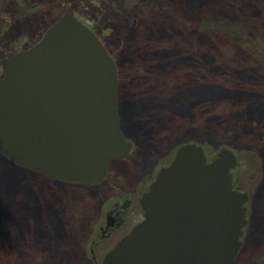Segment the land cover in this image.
Returning <instances> with one entry per match:
<instances>
[{"label":"water","instance_id":"95a60500","mask_svg":"<svg viewBox=\"0 0 264 264\" xmlns=\"http://www.w3.org/2000/svg\"><path fill=\"white\" fill-rule=\"evenodd\" d=\"M0 155L64 182L97 184L133 142L120 128L118 72L99 36L67 7L43 37L2 62ZM238 156L183 143L140 202L144 219L102 264H235L250 192L233 188Z\"/></svg>","mask_w":264,"mask_h":264},{"label":"rangeland","instance_id":"374dc122","mask_svg":"<svg viewBox=\"0 0 264 264\" xmlns=\"http://www.w3.org/2000/svg\"><path fill=\"white\" fill-rule=\"evenodd\" d=\"M104 1L111 3L116 10L124 9L122 15L112 18L114 13L104 12L101 0H51V2L46 0L45 5L39 6L35 4L40 3L39 0H5L0 7V12H3L0 15V45L16 43L15 47L21 44L18 42L22 38L17 41V38L12 36L18 33L16 30L19 24L29 28V33L22 32L18 35L25 36L28 41L31 34L36 35L43 26L47 28L50 23L59 19L65 6L81 21L96 27L97 34L108 47L118 68L120 128L124 136L133 141L135 149L126 159L131 161V165L123 162L124 164L119 166L117 162H112L108 181L89 185V188L54 181L37 172L23 170L15 164H11V172L6 174L5 167L2 166L0 187L3 190H0V209L3 213H0V222L5 230L2 229V232L0 230V238L2 233L5 238L9 233L10 241L5 247L3 246L5 242L0 240V260L4 264H10L9 259H17L18 264H93L87 241L94 225L101 218V208L111 206L116 200L112 193L116 182L126 186L135 184L143 173H151L153 165H156V173L159 169L157 163L162 164L166 161V158L183 143L194 141L202 144L206 148V153L212 157L219 148L226 146V142L232 141L230 137L238 136L240 140L233 142L236 145L235 151L246 168L242 174L249 172L256 176L257 181L251 190L252 199L248 205L250 220L245 229L241 254L246 255L254 251L252 257L256 255V261L253 264H264V155L257 152L248 141H244L245 135L237 132L236 127L231 128V132L234 133L227 132L230 137L219 135V126L232 125L229 121H234L233 117L236 114L229 109H223L222 100H226L224 96L220 97L219 108L210 112L212 115L203 116L198 109L202 101H198L196 96L198 86L195 79L198 77L201 63L199 57L197 61L193 59H196V54L199 56L203 46H206L205 31L196 36L195 28L187 32L184 27L183 32L182 23L187 22L182 17H187L186 9L182 10L177 6L176 11L169 7L179 0H138L137 4L129 2L128 7L123 0ZM239 1L242 2L239 6L250 8L246 4L251 0H247L249 2L237 0L236 3ZM138 5L140 6L137 7ZM210 5L212 7L209 12L204 13L210 15L212 20L223 18L231 20L230 12L235 18L239 20L242 18L240 12L231 10L232 6L230 10L228 8L226 10L223 4ZM29 6L31 9L34 6L38 7L28 11ZM19 12L22 14L30 12L34 16L31 23L29 22L30 27L27 26L24 16H19ZM7 17L10 22L4 25ZM20 19L21 23L18 22ZM11 21L14 22L13 26L10 25ZM169 24H174L176 32L174 39H171L170 31L165 30ZM189 33H192L190 39ZM167 41L170 43L165 45ZM188 59L190 61H186ZM190 62L192 64L189 65ZM187 69L190 73L186 71ZM204 88L205 85L201 89ZM202 90L199 89V92ZM231 108H234L233 103ZM254 120L255 118L249 117L246 128H249L250 134H255V127L252 125ZM203 128L204 131L208 128L212 131L202 134L200 129ZM214 131L218 132L219 136L209 134ZM133 163L135 167L139 165L136 169L138 172L131 171ZM115 168H122L123 175L129 177L123 182ZM17 174L19 179L14 181ZM149 176L150 174L145 176L148 177L146 181L151 179ZM4 182L6 183L3 185ZM8 192H12L11 195ZM12 197L15 202L13 205ZM131 225L127 222L126 228ZM30 231L37 239L41 238L50 244L52 243L49 234L54 236L52 246L59 249L60 253L56 251L57 255L53 260L51 257L43 256L27 259L23 246L15 245L16 240L12 238H19L24 233L28 237ZM25 245L28 252L31 246L27 241ZM2 254H5L3 258ZM243 259L244 257L240 256L238 262L242 264Z\"/></svg>","mask_w":264,"mask_h":264},{"label":"trees","instance_id":"16d2710c","mask_svg":"<svg viewBox=\"0 0 264 264\" xmlns=\"http://www.w3.org/2000/svg\"><path fill=\"white\" fill-rule=\"evenodd\" d=\"M244 1L249 2L247 0ZM236 2L237 0H179V2L169 5V7L171 6L176 11L178 10L177 6L179 9L180 7L182 10L186 9L187 17H182L187 22L182 23L181 28L183 32L185 30L191 32L195 28L196 36H199L202 31H205L206 34V46H203L201 49V54L198 56L195 53L197 55L196 59H193L192 56L194 61H197L199 57V63H201L197 73L199 79L198 77L195 79V83L198 86L196 96L198 101H202L201 107H198L199 111L203 116L212 115L210 112L219 108L221 104L220 97L224 96L226 100L221 99L223 109H229L236 112V114L233 117L234 121H229L232 125L221 124L219 126V135L230 137L227 132L229 134L234 133L231 132V128L234 129L236 127L238 129L237 132L239 131L243 136L245 135L243 137L244 141H248L257 152L264 155V0H251V2L246 4L250 8L239 6V4H242L241 1ZM211 3L223 4L226 10L227 8L230 10V6H232L231 10L240 12L242 18L239 20L230 12L231 20L224 18L212 20L210 15L204 13V11L206 13L209 12L210 7H212ZM235 3L236 5H234ZM189 18L192 21H189ZM165 30L170 31V37L174 39L176 36L174 24H169ZM189 34L188 39L192 37V33ZM168 43L170 42L167 41L165 45ZM189 47H191L190 43ZM186 71L189 72L190 70L187 69ZM203 85L206 86L207 90L206 88L204 90L201 89ZM199 89L202 92H199ZM232 103L234 104V108H231ZM249 117L255 118L252 122V125L255 127V134H250L249 128H246L249 124ZM243 129L245 130L243 131ZM208 131L211 132L212 130L209 128L205 131L204 128L200 129L202 134L208 133ZM209 134L218 135V132L214 131ZM230 140L232 141L225 144L234 147L236 145H234L235 142L233 141L240 139L237 136L230 137ZM11 164L5 157L0 156V169L4 166L6 174L11 172V166L14 165ZM15 177L14 181H17L19 179L18 174ZM6 179H8V176H6ZM5 183L2 184L4 185ZM8 184L10 183L8 182ZM0 190H3V188L0 187ZM8 193L11 195L12 192ZM14 203L12 197V205ZM0 213H3L1 209ZM3 226L0 222L1 232L3 231L2 229L5 230ZM53 237L49 234V240L52 244L54 243ZM12 239L16 240L15 245L19 244V247L20 245L23 246V252H26L25 254L28 256L27 259L43 256L45 258L51 257L53 260L57 255L56 251L60 253V250L53 247L52 244L43 241L41 238L37 239L31 231L28 237L24 233L19 238ZM0 240L1 242H5L3 246L6 247L10 241L9 233L6 238L3 237L2 233ZM26 241L31 246L28 252L25 245ZM5 254H2V258ZM25 257L22 259L23 262ZM255 257L256 255L248 258L247 262L242 261V264H253L256 261ZM9 261L10 264H18L17 259H9ZM0 263L4 264L2 260H0ZM237 264L240 263L238 262Z\"/></svg>","mask_w":264,"mask_h":264},{"label":"flooded vegetation","instance_id":"af4514ba","mask_svg":"<svg viewBox=\"0 0 264 264\" xmlns=\"http://www.w3.org/2000/svg\"><path fill=\"white\" fill-rule=\"evenodd\" d=\"M5 0H0V7L1 5H3L2 3ZM38 1V0H37ZM40 3H35L36 5H45L46 0L43 2V0H39ZM51 2V0H49ZM124 4L127 5L128 7V3L132 2L134 3H138V0H123ZM49 2V3H50ZM102 2V9L104 12L106 13H116L117 15L114 16L112 18H118L122 15L124 9L121 10H116L115 7L113 8V5H111V3L107 2L105 3L104 0H101ZM38 6H34L33 8H37ZM140 5H138L137 7H139ZM32 8V9H33ZM31 6H29V10H32ZM110 10V11H109ZM123 10V11H122ZM3 12H0V15H2ZM19 16L23 17L26 19L27 21V26H29V22L31 23V21L34 19V16L30 14V12H28L27 14H22V12H19ZM31 16H33L31 18ZM4 25L8 22H10L9 18L7 17V19L4 21ZM18 22L21 23V19L18 20ZM12 23V21H11ZM10 25L13 26V23ZM1 26V24H0ZM121 26V25H120ZM133 26L134 23H133ZM9 27V26H8ZM122 27V26H121ZM92 29L96 28L95 26L91 27ZM9 29H12L11 27H9ZM29 28H25L24 26H22L21 24H19L18 29L16 30L18 33L12 35L14 37L17 38V41H19L21 38L22 40H20L18 43L19 46H15L16 43H14L13 45H0V53H2L0 55V77H2L3 75V70H2V62L5 58H9V56L15 54L16 52H19L20 50H24V49H28L31 45L35 44L36 42H38L40 40V38L42 37L43 33L46 30V27L43 26L42 30H38L36 32V35L34 34H29L30 38L27 41L25 39V36L20 35L18 37V35L22 32H28ZM126 138V137H125ZM127 139V138H126ZM130 141V139H127ZM133 142V141H132ZM135 149H134V143H133V152L134 153ZM130 154V156L132 155ZM130 156H127L125 158H120V159H115V160H111L110 165H109V169L108 172L109 174L107 175L106 179L103 181H108L107 179L110 178V168H111V164L112 162H117L119 164V166L121 164H124L123 162H128V165H131V161H127L126 159ZM173 156H174V152L172 155L168 156L166 159V161H164L162 164L161 163H157V165L159 166L158 171L155 173V168L156 165H153L151 168V173H143L142 177L137 180V182L134 184H131L130 186H126V185H120L118 182H116L117 185H113V187L116 189L115 191H112V193L115 194V201H113L111 203V206L109 207H102L101 208V218L99 219V221L94 225V229L92 230V233L87 241V245H89V249H90V257L93 258V264H102L103 262V256L113 248V246L123 238V236H125L126 234H128L133 227L141 222L144 219V208L142 207V203L140 202L143 194L146 192V190L149 188L150 184L154 181V178L156 177V175L162 170L161 168H163V166H166L168 164L171 163V161L173 160ZM122 161V162H120ZM120 162V163H119ZM124 166V165H123ZM133 168H132V172H135L137 167L134 165L133 163ZM116 173H118V177L119 179L123 180V182L125 181L126 178H128L129 176H124L122 173V168L117 169L115 168ZM119 171V172H117ZM146 171V170H145ZM138 172V171H136ZM147 172V171H146ZM120 174H122L120 176ZM150 174V180L146 181L148 177H145L147 175ZM101 181V182H103ZM245 181V180H244ZM100 183V182H99ZM112 184V182H110ZM238 183H243V181H240ZM68 184V182H67ZM73 184V183H71ZM73 185H78V184H73ZM82 185V184H81ZM98 185V184H96ZM239 185V184H238ZM84 186V185H83ZM84 187H88L89 185H86ZM236 187H238L236 185ZM113 188V189H114ZM108 201V200H107ZM106 201V202H107ZM127 222H130V224H132L129 228H126L127 226ZM247 256H244L243 262H247Z\"/></svg>","mask_w":264,"mask_h":264},{"label":"bare ground","instance_id":"6f19581e","mask_svg":"<svg viewBox=\"0 0 264 264\" xmlns=\"http://www.w3.org/2000/svg\"><path fill=\"white\" fill-rule=\"evenodd\" d=\"M114 196H115V194H114Z\"/></svg>","mask_w":264,"mask_h":264}]
</instances>
